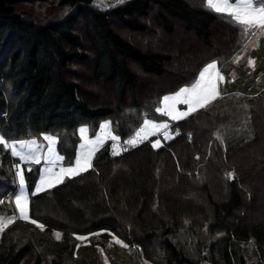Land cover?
Here are the masks:
<instances>
[{"label": "trees", "instance_id": "1", "mask_svg": "<svg viewBox=\"0 0 264 264\" xmlns=\"http://www.w3.org/2000/svg\"><path fill=\"white\" fill-rule=\"evenodd\" d=\"M53 1L0 0V135L56 134L69 163L78 122L111 119L124 143L145 114L157 116L163 95L211 61L230 62L253 35L206 0H129L108 11L57 0L71 12L45 22L20 10ZM171 132L160 149L158 137L119 155L108 143L91 169L31 195L43 236L31 222L9 226L0 264H104L94 245L113 237L122 243L111 264H264V90L222 95ZM16 163L0 145V200L17 194ZM25 176L32 192L39 171Z\"/></svg>", "mask_w": 264, "mask_h": 264}, {"label": "rangeland", "instance_id": "2", "mask_svg": "<svg viewBox=\"0 0 264 264\" xmlns=\"http://www.w3.org/2000/svg\"><path fill=\"white\" fill-rule=\"evenodd\" d=\"M128 1L129 0H122V2L118 3L117 0H94L93 3H94V6L96 8H98L99 10L108 11V10H111L112 8L119 6V5H123L124 3L128 2ZM200 5L204 6V3L202 2V4H200ZM20 8H21L20 10L26 16H28V18L35 19V20H41L43 22H45L46 20L49 21L51 18H54L56 16H58L57 18H60L62 16L68 15L71 12L70 9L69 10L68 9H59V6L57 4V0H54L51 4H48V5H46V4L43 5V4H38V3L23 4V5H21ZM213 62L218 63V69L217 70L224 76V80L220 81L218 83V92L220 93V95L218 97L225 95V94H228V93H231V92L232 93L236 92V93H240V94H244V95H248V96H255V95L261 93L264 90V32L253 34L251 39L246 44L245 48L240 53H238L230 62L220 63L218 61H211V62L207 63L206 65L213 63ZM88 77H90V74L88 75ZM197 78H198V75H197ZM197 78H196V80H197ZM193 83H195V82H193ZM192 84L183 86L181 88L189 87ZM180 89H178L174 92L166 93L165 95H163L161 98L160 105L158 107H164L162 101H163V98L165 96H172L173 94H175ZM176 108L178 111H186L187 110V106L184 104H177ZM193 114H191L185 118L179 119V120H172L171 117H169L167 115H163L159 112H157V114H156L157 116H153L151 114H145L144 120L141 124V127H143L145 120L152 121L155 123H167L169 125L168 129H166V130L162 129L160 132L156 133L155 135H150L148 137V139L160 137L163 135L164 131H168L170 139H172L174 137V135L171 132V125L174 123H177L183 119H186V118L192 116ZM106 124L110 125V127H108L107 129L104 127ZM82 129L85 130L83 133L81 132ZM76 133H77V137H78V144H77V148H76V155H75V158L72 161V163L67 162L65 155H63L59 151V149H58V137L56 134L46 133V134H42L40 138L34 137L31 139H26V140L9 141V143L17 144L18 150H20L19 149V142H21V141L27 142V141L35 140L37 142V144L40 146V151L38 154L41 156V162L39 164H36L34 162H23L19 159V157L13 156L11 154L16 159V162H17L16 165L19 164L21 169L23 170V175H24V179H25V187H26L27 192L29 194L30 200H31V193L35 190L36 185L39 183L42 170L49 168V167H52L54 172H59L61 167L67 168V167L74 166L76 159L81 154V152L86 151L87 147L91 146L90 144H88L89 141H98V144L96 146V151L94 152V154L91 157V163H93V160H94L95 156L97 155V153L99 152V150L102 149L103 147H105L108 143L111 144V148L113 150L112 152H114L115 150H119L120 153L122 152L120 150V147H119V149H117L115 147V146L120 145V137H119L117 128L114 125V121L111 119L80 121L76 125ZM45 135L54 137L56 140V142L54 144H52V148L54 149V154H50L48 152L49 141L44 139ZM113 135L116 137H119V140H116V141L112 140L111 136H113ZM166 140H169V138ZM82 145H84L85 147L82 148ZM6 149L9 150L8 148H6ZM23 151H26V149ZM10 153H11V151H10ZM55 156L63 157V159L56 161L55 164H52L50 162L45 161L46 157H51V159L54 160ZM16 165L14 166L15 175H14L13 180L15 182V185L17 186L15 191L18 193V191H19V178L16 175V172H17ZM25 169H27V171H29V172L32 170H36V169H38V171H39L38 182L34 186L32 192H30L29 187L27 185L28 182H27V179L25 176ZM89 169H91V168H89ZM81 173H84V172H81ZM73 177H76V176H73ZM73 177H67L66 176L64 178L63 183L57 184L55 187L64 184L66 181H68L69 179H71ZM55 187L46 188L44 191H41V192L37 193L36 195L45 193V192H47V191H49ZM14 196H15L14 191H8V193H6V196L0 200V201H2L1 204L5 205L7 208V211L9 212L8 214L3 213V212L0 213V218L7 219V218H10L12 216L16 217L14 222L11 224H8V226L4 230H6L9 226H12L18 222H30V220L20 219L19 214L15 208ZM260 200H263V199H260ZM29 216H30V208H29ZM43 231L44 230L40 228L39 237L43 236V233H42ZM2 233L3 232H0V236ZM56 233L54 234V237L57 241H59L61 239V236H60V239L58 240L56 238ZM83 237H87V239L79 240L80 244L78 246L92 248L91 247L92 241L90 239V236H83ZM100 240L101 239H98V243H96L94 245V248L101 251L102 260H103L104 264H111V254H116L118 251L115 247V243H116L117 239L115 237H113L112 241L109 243H106L105 246L102 245Z\"/></svg>", "mask_w": 264, "mask_h": 264}, {"label": "snow or ice", "instance_id": "3", "mask_svg": "<svg viewBox=\"0 0 264 264\" xmlns=\"http://www.w3.org/2000/svg\"><path fill=\"white\" fill-rule=\"evenodd\" d=\"M117 2H122V0H117ZM206 6L218 14L230 17L237 25L240 26L245 35L249 33L256 34L264 32V0H206ZM217 69V62L206 65L199 72L195 83L189 87L181 88L172 96H165L162 101L164 107H158L156 111L171 117L172 120H179L197 112L200 109L207 108L220 95L218 92V83L224 80V76ZM177 104L186 105L187 110L178 111L176 108ZM104 127L107 129L110 125L106 124ZM168 128L169 125L167 123H155L145 120L143 127L136 132L135 136L128 139L124 143L129 146H136L143 140L148 139L150 135H155L162 129L166 130ZM84 131V129L81 130L82 133ZM176 134L179 133L177 132ZM163 135L165 139L170 138L168 131H164ZM44 139L49 141L48 152L50 154H54L52 144L56 142L55 138L45 135ZM111 139L116 141L119 140V137L113 135L111 136ZM217 139H222V137L217 135ZM160 143L161 142L159 140H156L153 142L152 146L154 148L158 147L160 146ZM88 144L91 146L87 147L86 151L81 152V154L77 157L74 166L67 168L61 167L59 172H54L52 167L43 169L40 175L39 183L36 185L35 190L31 193V195L34 196L37 193L44 191L46 188H52L57 184L63 183L66 176L73 177L79 175L81 172L88 171V169L92 167L91 157L96 151L98 141H89ZM0 145L8 148L13 156L19 157V159L23 162H34L36 164L41 162V156L38 154L40 146L35 140L19 142L20 150H18L17 144L9 143L4 135H0ZM83 147L85 146L82 145V148ZM115 147L119 149L120 146ZM25 149L26 151H23ZM122 150L127 151L128 149L125 147ZM119 154V150H115L113 152V155ZM62 159L63 157L59 156H55L54 160H52L51 157H46L45 161L55 164L56 161ZM197 159H199V157H197ZM16 168V175L19 178V191L14 196L16 211L18 212L20 219L30 220L32 224L43 229V224H39L35 219H30V199L25 187L23 170L19 164L16 165ZM0 203H2V201H0ZM15 219V216L7 219L0 218V232H3L8 224L13 223ZM60 236V233H56V238L58 240L60 239ZM76 239L85 240L87 237L76 236ZM116 243L122 242L117 239ZM124 246L127 247V245Z\"/></svg>", "mask_w": 264, "mask_h": 264}, {"label": "built area", "instance_id": "4", "mask_svg": "<svg viewBox=\"0 0 264 264\" xmlns=\"http://www.w3.org/2000/svg\"><path fill=\"white\" fill-rule=\"evenodd\" d=\"M156 140H159L161 143H160V146H158V147H155V149H160V148H162L163 146H164V144H165V138H164V136H160V137H158L157 139H155L154 141H151V145L153 144V142H155ZM150 141L148 140V139H145V140H143L142 142H140V143H138L136 146H129V145H127V144H125V143H121L119 146H120V150L121 151H123L122 149L123 148H127L128 150H130V149H135V148H137V147H139V146H142V145H144V144H146V143H149Z\"/></svg>", "mask_w": 264, "mask_h": 264}]
</instances>
